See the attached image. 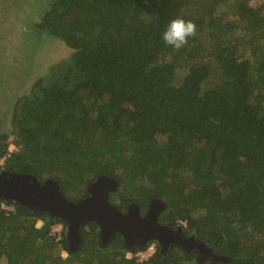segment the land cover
<instances>
[{
	"label": "trees",
	"instance_id": "obj_1",
	"mask_svg": "<svg viewBox=\"0 0 264 264\" xmlns=\"http://www.w3.org/2000/svg\"><path fill=\"white\" fill-rule=\"evenodd\" d=\"M40 14L38 35L73 52L15 101L0 168L57 178L72 200L114 176L124 196L115 199L118 188L108 199L120 209L160 198L161 223L185 220L227 264H264V0H49ZM176 16L197 26L180 50L160 38ZM10 204L13 213L0 211L5 264H203L182 253L127 259L138 248L119 234L102 247L94 222L72 253L65 236L49 235L61 221Z\"/></svg>",
	"mask_w": 264,
	"mask_h": 264
},
{
	"label": "water",
	"instance_id": "obj_2",
	"mask_svg": "<svg viewBox=\"0 0 264 264\" xmlns=\"http://www.w3.org/2000/svg\"><path fill=\"white\" fill-rule=\"evenodd\" d=\"M119 187L114 176L100 174L87 185L88 195L71 200L62 192L59 180H41L36 174L0 168V201L20 205L33 215H47L65 224L66 245L69 252L80 250L82 230L88 222L99 229V244L103 247L119 234L127 249L142 248L155 241L162 252L166 246L185 247L182 227L161 224L158 215L166 202L153 198L144 215L138 203L130 202L124 211L108 199ZM223 260V257L221 258Z\"/></svg>",
	"mask_w": 264,
	"mask_h": 264
},
{
	"label": "rangeland",
	"instance_id": "obj_3",
	"mask_svg": "<svg viewBox=\"0 0 264 264\" xmlns=\"http://www.w3.org/2000/svg\"><path fill=\"white\" fill-rule=\"evenodd\" d=\"M48 1L0 0V134L11 131V108L15 101L27 93L33 82L45 75L52 64L66 59L73 52L59 39L46 35L40 37L35 29L36 20ZM262 4L263 0H249L253 8ZM204 35L206 42L209 41L208 29ZM205 60L213 64L212 57ZM164 61L161 55L155 59L158 64ZM184 74V69L177 70L178 82ZM118 188L115 199L122 200L123 189ZM0 264H5V260L1 259Z\"/></svg>",
	"mask_w": 264,
	"mask_h": 264
},
{
	"label": "flooded vegetation",
	"instance_id": "obj_4",
	"mask_svg": "<svg viewBox=\"0 0 264 264\" xmlns=\"http://www.w3.org/2000/svg\"><path fill=\"white\" fill-rule=\"evenodd\" d=\"M112 193L113 192H111L110 194H112ZM110 194H109V196H110ZM151 199H153V198H150L147 201L146 206H144V205L141 206L140 202L127 201L125 203V207L123 209H120V210L124 211L128 203L136 202L139 205L140 214L144 215L146 210L148 209L149 202ZM117 203H118V201L114 202V204L118 206ZM162 212H160L158 215V221L160 223H161V221H160L159 216L161 215ZM177 221H176V223H177ZM176 223L172 226L168 225L166 223H161V224H165V225H168L172 228H176L177 226H179V224H176ZM84 227H86V225ZM181 227H182L181 237H183V239L186 241V244H184L185 247H177L176 245H173V246L168 245V246H166V248L162 252H160V246L156 242V253L158 252L159 256H161L163 259L175 258L176 254L182 253L187 258H192V259L198 260L200 262L207 261L206 263H209V264H227L228 261H230L229 255L222 254L217 250L216 243L214 241H212L211 239H209L207 241L203 240L198 235L197 229H194V228L186 229V226H184V227L181 226ZM89 229L90 228H87L86 230H89ZM98 239H99V229H98ZM83 241H84V239H83ZM82 244H83V242H82ZM108 244H106L105 246H107ZM222 257H223V260H221Z\"/></svg>",
	"mask_w": 264,
	"mask_h": 264
},
{
	"label": "built area",
	"instance_id": "obj_5",
	"mask_svg": "<svg viewBox=\"0 0 264 264\" xmlns=\"http://www.w3.org/2000/svg\"><path fill=\"white\" fill-rule=\"evenodd\" d=\"M18 147L13 143L10 142L7 147V154L10 155L13 151H16ZM5 156L1 158V164L3 163ZM0 211L5 212L6 215L14 212V206L8 202L0 201ZM177 224L180 226H186L185 220H178ZM43 225V222L41 220H38L36 223L37 227H40ZM49 235L54 239V241L58 244L61 243L62 239L65 236V226L61 222H57L52 224L49 227ZM61 256L65 257L67 256L66 251L61 248L60 250ZM154 254H156V242L150 241L148 242L144 247L138 248L136 251H127L125 252V258L127 259H134L138 263H143L145 261H148Z\"/></svg>",
	"mask_w": 264,
	"mask_h": 264
},
{
	"label": "clouds",
	"instance_id": "obj_6",
	"mask_svg": "<svg viewBox=\"0 0 264 264\" xmlns=\"http://www.w3.org/2000/svg\"><path fill=\"white\" fill-rule=\"evenodd\" d=\"M196 34L197 26L192 20L176 16L167 22L160 34V38L164 45L171 46L175 50H180L188 44L189 38L195 37Z\"/></svg>",
	"mask_w": 264,
	"mask_h": 264
}]
</instances>
